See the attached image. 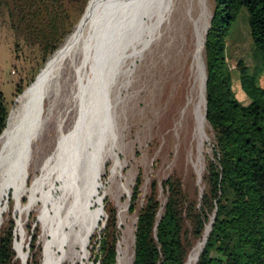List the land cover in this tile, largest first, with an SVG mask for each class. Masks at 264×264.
I'll list each match as a JSON object with an SVG mask.
<instances>
[{
	"label": "rangeland",
	"instance_id": "obj_1",
	"mask_svg": "<svg viewBox=\"0 0 264 264\" xmlns=\"http://www.w3.org/2000/svg\"><path fill=\"white\" fill-rule=\"evenodd\" d=\"M156 1L144 2L123 21L113 40L108 62L110 66L120 52L127 49L130 41L135 39L136 30L146 20ZM180 1H177L179 6L176 5L177 9L171 22L165 24L164 28L161 29L160 33H163V35L157 32L153 40L144 48L145 50L143 49V53L141 52L135 61L126 67L130 69H128V77L123 79L124 82H127V87L122 90L120 96L126 97V102L119 107L121 139L115 154L117 161L119 160V168L114 177L110 179L109 169L112 161L108 160L105 164L95 197L99 201L94 203L92 207L93 209L100 207L101 216L91 233V235H97L105 224L107 218L106 203L111 207H115L118 213V226L121 231L117 243L116 264H131L132 262L137 210L143 204L144 196L149 191L152 179L159 182L158 195L161 204L166 199V193L163 191L161 183L169 176L173 175L180 178L188 197L197 202L205 186L203 177L206 159L211 155L213 146L211 128L206 120L205 132L203 133L205 137L202 135L201 138H198L195 134V118L197 115L202 114L205 118L206 112L204 86H202V96L200 93V70L204 74L203 85H205L206 74L204 48L199 64L194 62L193 29L190 26L191 22L188 20L189 12H186L185 6ZM191 1L188 0L187 5ZM88 2L89 0H65L69 22L72 27L61 44L46 57H44L42 50L31 41L26 42L21 38L18 40L15 38V34L10 28L7 6L4 3L0 4V93L8 105L9 121L11 113L42 76L51 62L50 60L68 36L80 24V20L87 10ZM214 2L215 0H207L210 20L213 15ZM192 11L194 14L197 13V6ZM169 25L171 26L169 27ZM90 27L92 28V25ZM150 32V24L146 23L142 26L140 35H149ZM226 59L237 98L245 104H249L253 100L259 104H264V93L262 94L264 90V71L260 66L259 56L252 48V40L244 10L240 12L227 38ZM73 81H75L73 73L68 74L67 87H65V90L63 89L62 96L70 95L68 87H72ZM18 85H21L23 90L16 95L15 89ZM58 105L51 113L52 115L50 114L44 135L36 145V157L34 154L29 156L25 172L16 179L14 186L5 193L2 200V222L12 217L15 223L13 244L15 247L14 252H16L15 258L19 261V264H22V262L18 256L16 244L22 234L24 238L22 250L28 258L31 233L35 231V227L38 228L36 247L41 249V264L43 262L42 225L38 219V215L43 210L42 203L37 202L32 208L25 211L27 205L32 202L30 198L24 196V192L30 185L31 177L34 175V173H30L34 160L37 165L42 164L43 158L56 143V116L64 108L61 107L62 103L59 102ZM73 118L74 113H68L64 118L63 127H69ZM2 134L3 132L0 135L1 138ZM138 175L141 177V192L137 209L131 212L129 210L130 197ZM37 196L39 197L40 194H36ZM19 219L22 223L21 227H19ZM90 238L81 252L80 258L74 263L66 261L63 264H94L91 246L94 245L97 237L92 241ZM199 241H202V239L195 240L188 255Z\"/></svg>",
	"mask_w": 264,
	"mask_h": 264
},
{
	"label": "trees",
	"instance_id": "obj_2",
	"mask_svg": "<svg viewBox=\"0 0 264 264\" xmlns=\"http://www.w3.org/2000/svg\"><path fill=\"white\" fill-rule=\"evenodd\" d=\"M1 3L7 6L15 38L31 41L44 57L53 53L71 30L65 0ZM242 10L252 48L264 71V0H215L203 47L205 120L213 137L203 177L205 186L197 202L188 197L180 178L169 176L161 183L166 193L161 204L159 182L151 180L137 210L131 264H184L197 239L204 242L195 264H264V104L255 100L245 104L237 98L226 59L227 38ZM22 90L18 85L15 94ZM8 113L0 93V135L8 127ZM140 185L138 175L130 197L131 212L137 209ZM106 208L105 224L90 238L97 237L91 246L94 264L117 261L118 213L108 203ZM210 217L212 223L204 238ZM14 226L12 217L0 225V264H19ZM37 235L35 227L26 264H41Z\"/></svg>",
	"mask_w": 264,
	"mask_h": 264
},
{
	"label": "bare ground",
	"instance_id": "obj_3",
	"mask_svg": "<svg viewBox=\"0 0 264 264\" xmlns=\"http://www.w3.org/2000/svg\"><path fill=\"white\" fill-rule=\"evenodd\" d=\"M148 1L150 0H89L80 24L68 36L42 76L11 113L8 127L2 134L0 225L5 193L25 172L29 156L34 154L36 157V145L44 135L50 114L59 106V102L63 104L61 107L64 108L56 116V143L43 158L42 164L37 165L34 160L30 170L34 175L24 192V196L32 202L25 211L37 202L42 203L43 210L38 215L42 225V264H63L66 261L74 263L80 258L100 219L101 208H92L99 201L95 199L99 179L108 160L112 161L110 179L119 168V160L117 161L115 154L121 139L119 107L126 102V97L120 96L127 87V82L123 79L128 77L130 68L126 67L135 61L157 32L163 35L160 33L161 29L171 22L177 9L178 0H157L146 20L136 30L135 39L130 41L127 49L121 51L110 66L109 54L121 24L141 4ZM187 1L180 2L185 6L186 12H189L188 20L193 29L195 45L193 60L199 64L210 15L207 0H192L188 5ZM191 5L192 9L197 6V13H193ZM146 23L150 24L151 32L141 36L140 30ZM70 73H73L75 81L71 88L68 87L70 95L62 96L63 89L67 87V75ZM203 76L200 70L201 96ZM70 112L74 113L73 121L69 127L64 128V118ZM195 128L196 136L201 138L205 132L203 114L196 116ZM36 194L40 196L36 197ZM211 221L212 219L206 225L204 238L210 230ZM18 223L21 227L20 219ZM23 239L21 234L16 249L22 264H25L27 257L22 250ZM203 242L193 247L185 264L196 263Z\"/></svg>",
	"mask_w": 264,
	"mask_h": 264
},
{
	"label": "water",
	"instance_id": "obj_4",
	"mask_svg": "<svg viewBox=\"0 0 264 264\" xmlns=\"http://www.w3.org/2000/svg\"><path fill=\"white\" fill-rule=\"evenodd\" d=\"M211 223H212V221H211Z\"/></svg>",
	"mask_w": 264,
	"mask_h": 264
}]
</instances>
